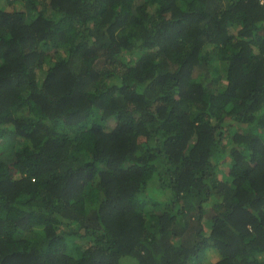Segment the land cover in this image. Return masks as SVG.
<instances>
[{"label":"trees","instance_id":"trees-1","mask_svg":"<svg viewBox=\"0 0 264 264\" xmlns=\"http://www.w3.org/2000/svg\"><path fill=\"white\" fill-rule=\"evenodd\" d=\"M6 2L0 264H264V0Z\"/></svg>","mask_w":264,"mask_h":264},{"label":"rangeland","instance_id":"rangeland-1","mask_svg":"<svg viewBox=\"0 0 264 264\" xmlns=\"http://www.w3.org/2000/svg\"><path fill=\"white\" fill-rule=\"evenodd\" d=\"M6 1L7 0H0V6H4V5L6 6V4H7ZM111 125H113V121L109 120V126H111ZM204 256H206L207 261H210V260L214 261V260H216V258H218L217 254H215L211 248L207 249Z\"/></svg>","mask_w":264,"mask_h":264}]
</instances>
